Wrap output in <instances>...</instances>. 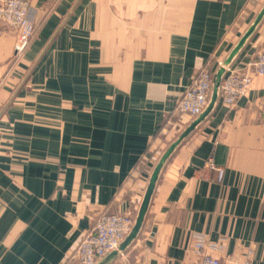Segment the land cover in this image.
<instances>
[{
	"label": "crops",
	"instance_id": "obj_1",
	"mask_svg": "<svg viewBox=\"0 0 264 264\" xmlns=\"http://www.w3.org/2000/svg\"><path fill=\"white\" fill-rule=\"evenodd\" d=\"M263 5L30 0L35 34L20 57L17 31L0 23V264H74L102 213L135 218L158 159L194 119L177 101ZM260 50L264 20L232 67ZM200 240L226 262L264 264V77L234 109L220 100L177 149L141 233L112 264H199Z\"/></svg>",
	"mask_w": 264,
	"mask_h": 264
},
{
	"label": "built area",
	"instance_id": "obj_2",
	"mask_svg": "<svg viewBox=\"0 0 264 264\" xmlns=\"http://www.w3.org/2000/svg\"><path fill=\"white\" fill-rule=\"evenodd\" d=\"M29 10L30 0H0V23L18 33L15 57H20L26 51L35 34V25L29 18ZM213 75L208 67L196 73L190 86L176 103V112L179 115L193 119L204 110L210 97ZM255 76L264 77V50H260L245 67L228 69L221 87L222 104L229 110L234 109L248 95ZM204 166L217 170L219 182L223 181V167H217L212 159L206 161ZM134 219L128 212L102 213L95 226L83 234L67 262L97 264L126 238ZM218 247V243L200 240L195 243L192 251L199 258V264H251L250 254L242 263L224 261L213 253Z\"/></svg>",
	"mask_w": 264,
	"mask_h": 264
},
{
	"label": "water",
	"instance_id": "obj_3",
	"mask_svg": "<svg viewBox=\"0 0 264 264\" xmlns=\"http://www.w3.org/2000/svg\"><path fill=\"white\" fill-rule=\"evenodd\" d=\"M264 20V5L261 10L258 12L257 16L245 31L240 40L236 43L234 48L231 50L229 55L223 60L218 66L217 70L213 75L211 93L208 100V103L204 110L197 115L178 135L177 137L169 144V146L162 153L160 158L158 159L152 173L150 175L148 185L144 192L143 198L140 203V207L138 209L137 215L134 219V223L130 233L126 236V238L120 243V245L107 254L104 258H102L97 264H112L117 258L125 254V252L130 248L133 242L137 239L139 234L141 233L144 223L146 221L147 214L149 212V208L151 206L154 193L157 188V184L162 175V172L167 165L168 161L177 151V149L185 142L186 139L190 137L204 122H206L216 110L220 97H221V87L223 83V79L229 68L232 67L233 63L241 53V51L245 48L251 38L254 36L259 26ZM13 97L8 102V105L11 103ZM7 105V106H8ZM7 106L5 108H7ZM5 110V109H4ZM3 110V112H4ZM2 112V113H3ZM1 113V114H2Z\"/></svg>",
	"mask_w": 264,
	"mask_h": 264
}]
</instances>
